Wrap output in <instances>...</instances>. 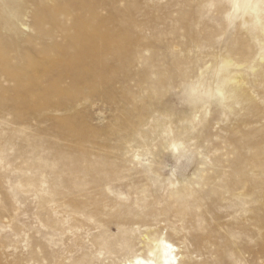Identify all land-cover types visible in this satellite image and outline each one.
Instances as JSON below:
<instances>
[{"label":"rangeland","instance_id":"1","mask_svg":"<svg viewBox=\"0 0 264 264\" xmlns=\"http://www.w3.org/2000/svg\"><path fill=\"white\" fill-rule=\"evenodd\" d=\"M264 264V0H0V264Z\"/></svg>","mask_w":264,"mask_h":264},{"label":"bare ground","instance_id":"2","mask_svg":"<svg viewBox=\"0 0 264 264\" xmlns=\"http://www.w3.org/2000/svg\"><path fill=\"white\" fill-rule=\"evenodd\" d=\"M177 249V246L170 241L160 238L148 243L145 256L126 260L125 264H180Z\"/></svg>","mask_w":264,"mask_h":264}]
</instances>
